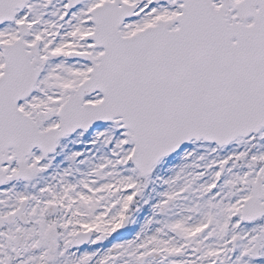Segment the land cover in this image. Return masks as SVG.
<instances>
[{
    "label": "snow or ice",
    "instance_id": "obj_1",
    "mask_svg": "<svg viewBox=\"0 0 264 264\" xmlns=\"http://www.w3.org/2000/svg\"><path fill=\"white\" fill-rule=\"evenodd\" d=\"M0 264H264V0H0Z\"/></svg>",
    "mask_w": 264,
    "mask_h": 264
}]
</instances>
